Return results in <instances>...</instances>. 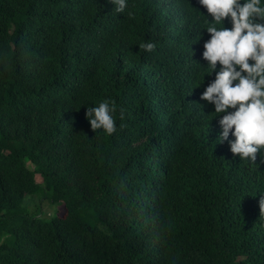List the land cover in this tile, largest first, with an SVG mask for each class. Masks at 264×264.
Returning a JSON list of instances; mask_svg holds the SVG:
<instances>
[{"label": "trees", "instance_id": "16d2710c", "mask_svg": "<svg viewBox=\"0 0 264 264\" xmlns=\"http://www.w3.org/2000/svg\"><path fill=\"white\" fill-rule=\"evenodd\" d=\"M198 10L0 0V264H264V161L219 143ZM104 99L111 135L85 116Z\"/></svg>", "mask_w": 264, "mask_h": 264}, {"label": "clouds", "instance_id": "9594fccd", "mask_svg": "<svg viewBox=\"0 0 264 264\" xmlns=\"http://www.w3.org/2000/svg\"><path fill=\"white\" fill-rule=\"evenodd\" d=\"M109 3L116 13L124 14L128 7V0ZM198 4L207 13L198 10L203 14L202 29L210 38L203 43L206 66L195 62L206 68L207 76L214 74L200 99L213 105L212 113L218 114L219 143L227 140L229 151L240 160L255 162L259 152L264 161V0H198ZM201 36L200 32L194 43ZM155 47L151 41L139 44L146 52ZM206 75L198 73L203 83ZM114 111V104L104 99L89 106L85 116L94 132L99 129L111 135L116 130ZM230 135L234 139L229 140ZM259 204L262 213L264 197Z\"/></svg>", "mask_w": 264, "mask_h": 264}, {"label": "rangeland", "instance_id": "374dc122", "mask_svg": "<svg viewBox=\"0 0 264 264\" xmlns=\"http://www.w3.org/2000/svg\"><path fill=\"white\" fill-rule=\"evenodd\" d=\"M37 182H42L40 176H37ZM42 197H37L36 200L29 202H24V212L28 216H42L46 217L47 215L53 214L58 211L59 215H63L64 208L50 203L48 200L41 201ZM29 203V204H28Z\"/></svg>", "mask_w": 264, "mask_h": 264}]
</instances>
